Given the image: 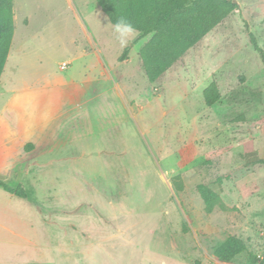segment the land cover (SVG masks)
Instances as JSON below:
<instances>
[{
	"label": "rangeland",
	"instance_id": "rangeland-1",
	"mask_svg": "<svg viewBox=\"0 0 264 264\" xmlns=\"http://www.w3.org/2000/svg\"><path fill=\"white\" fill-rule=\"evenodd\" d=\"M235 2L237 13L149 83L139 58L147 40L134 31L118 38L94 0H73L74 9L66 0H13L12 49L21 54L9 52L0 82L10 70L14 77L0 87V111L7 89L49 83L46 93L59 99L66 77L95 79L104 68L124 71L128 88L122 95L117 83L109 93L120 102L115 127L92 115L89 133L78 117L73 125L89 135L83 146L27 167L36 176L23 186L25 200L0 189V264H225L212 250L229 235L262 260L264 66L248 34L264 51V0ZM211 82L220 100L207 107ZM100 125L106 139L95 133ZM189 144L195 156L181 168L178 152ZM201 184L234 211L207 215ZM238 264H250L248 256Z\"/></svg>",
	"mask_w": 264,
	"mask_h": 264
},
{
	"label": "trees",
	"instance_id": "trees-1",
	"mask_svg": "<svg viewBox=\"0 0 264 264\" xmlns=\"http://www.w3.org/2000/svg\"><path fill=\"white\" fill-rule=\"evenodd\" d=\"M109 23L114 26L121 18L132 25L140 38L152 35L139 51L142 70L149 83L156 82L190 49L215 29L230 15L237 13L239 6L234 0H94ZM14 34L13 0H0V76L9 54ZM249 43L264 66V51L249 33ZM124 51L121 60H125ZM207 107L220 100L215 82L202 92ZM178 166L189 164L195 150L192 144L179 150ZM0 189L19 199L27 198L21 186H11L0 180ZM197 193L203 202L204 212L209 215L214 209L222 212L234 211L220 199L214 186L198 185ZM213 257L220 263L238 264L248 256L250 264H264L251 255L246 244L236 236H227L212 250Z\"/></svg>",
	"mask_w": 264,
	"mask_h": 264
},
{
	"label": "crops",
	"instance_id": "crops-1",
	"mask_svg": "<svg viewBox=\"0 0 264 264\" xmlns=\"http://www.w3.org/2000/svg\"><path fill=\"white\" fill-rule=\"evenodd\" d=\"M77 1L82 2L85 7L90 4V0ZM66 2L74 9L73 0H66ZM14 20L15 16L13 13V22ZM78 20L83 25L82 20L80 18ZM87 36L91 41V45L94 46L95 44L88 33ZM151 36L150 34L140 38V40L148 41ZM9 52H11V57H16L21 54V48L12 49L11 43ZM66 66H61V71H65ZM106 72L108 73L107 77L104 75ZM100 73H102L101 76L95 79L85 77L80 81L66 77L69 89L64 94H60L59 99L56 98L58 96L56 92L46 93L47 90L51 89L49 83L41 88L36 86L28 87L23 84L19 89L13 91L5 90L7 98L0 111L2 113V119H0V180L13 187L21 186L24 189L23 186H25L27 181L33 180L36 176V171H33L34 169L29 171L28 169L29 172H27V167L35 164L37 166L38 164L54 163L59 161L57 156L64 152V149L83 146L81 142L89 135L84 133L85 129H82L83 127L79 128L73 125V122L78 117H81V120L87 123L92 120L91 124L94 125V118L99 114L100 117L103 115L101 123L104 126L111 128L118 124L120 120L118 109L120 102L115 105V100L111 99L109 93L111 91L115 93L120 91L115 86L117 83L122 86L120 94L123 95L126 92L128 88L126 82L128 81L125 72H115L114 76H112L110 74L112 72L104 68L103 72ZM13 75V70H10L5 75V78L0 82L2 89L7 88L9 83L13 81ZM109 82L113 83L114 86L109 88ZM92 115H94V118H92ZM87 123L86 129L89 133H92L93 129H89L90 125ZM104 130L103 126L100 125L95 130V133L98 132L100 134L102 132L101 137L106 139L108 135H105ZM214 188L216 189L215 186ZM252 191L251 182H249V186L245 188L244 192L241 191L240 194L245 198H249ZM223 202L227 208L232 209V207L227 205L228 203H225L224 199ZM216 209L212 213H215ZM212 213L209 215H212ZM221 213L226 212L221 211Z\"/></svg>",
	"mask_w": 264,
	"mask_h": 264
},
{
	"label": "clouds",
	"instance_id": "clouds-1",
	"mask_svg": "<svg viewBox=\"0 0 264 264\" xmlns=\"http://www.w3.org/2000/svg\"><path fill=\"white\" fill-rule=\"evenodd\" d=\"M114 31L117 34L118 38H123L128 34H131L134 29L132 28V25L128 23L126 20L121 18L115 25H114Z\"/></svg>",
	"mask_w": 264,
	"mask_h": 264
},
{
	"label": "built area",
	"instance_id": "built-area-1",
	"mask_svg": "<svg viewBox=\"0 0 264 264\" xmlns=\"http://www.w3.org/2000/svg\"><path fill=\"white\" fill-rule=\"evenodd\" d=\"M63 67H64V65H63Z\"/></svg>",
	"mask_w": 264,
	"mask_h": 264
},
{
	"label": "water",
	"instance_id": "water-1",
	"mask_svg": "<svg viewBox=\"0 0 264 264\" xmlns=\"http://www.w3.org/2000/svg\"><path fill=\"white\" fill-rule=\"evenodd\" d=\"M234 2H235V0H234Z\"/></svg>",
	"mask_w": 264,
	"mask_h": 264
}]
</instances>
